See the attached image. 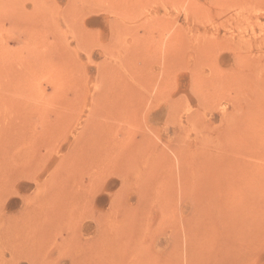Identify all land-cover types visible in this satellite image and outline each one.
Segmentation results:
<instances>
[{
	"label": "rangeland",
	"instance_id": "374dc122",
	"mask_svg": "<svg viewBox=\"0 0 264 264\" xmlns=\"http://www.w3.org/2000/svg\"><path fill=\"white\" fill-rule=\"evenodd\" d=\"M0 210V264H264V0H0Z\"/></svg>",
	"mask_w": 264,
	"mask_h": 264
},
{
	"label": "bare ground",
	"instance_id": "6f19581e",
	"mask_svg": "<svg viewBox=\"0 0 264 264\" xmlns=\"http://www.w3.org/2000/svg\"><path fill=\"white\" fill-rule=\"evenodd\" d=\"M123 6H124V5H123ZM223 7H224V6H223ZM228 7H229V6H228ZM111 13H112V11H111ZM111 15H112V14H111ZM217 15H218V14H217ZM220 15H221V14H220ZM221 16H222V15H221ZM123 21H124V20H123ZM197 22H198V21H197ZM198 33H199V32H198ZM172 60H173V59H172ZM120 64H121V63H120ZM117 69H118V68H117ZM127 76H128V75H127ZM150 79H151V78H150ZM128 83H130V82H128ZM233 89H234V88H233ZM138 90H139V88H138ZM236 90H237V89H236ZM218 91H219V90H218ZM235 92H236V91H235ZM236 94H237V93H236ZM241 94H242V93H241ZM235 97H236V95H235ZM240 100H241V99H240ZM134 101H135V100H134ZM134 103H135V102H134ZM237 111H238V110H237ZM188 112H189V111H188ZM201 115H202V114H201ZM226 115H227V114H226ZM220 121H221V120H220ZM226 121H227V120H226ZM221 123H222V122H221ZM202 129H203V128H202ZM227 129H228V128H227ZM229 131H230V128H229ZM204 132H205V131H204ZM227 133H228V132H227ZM209 135H210V134H209ZM202 136H203V134H202ZM209 137H210V136H209ZM207 140H208V138H207ZM228 140H229V138H228ZM230 140H232V139H230ZM208 141H209V140H208ZM225 143H226V142H225ZM220 144H221V143H220ZM227 145H228V143H227ZM223 146H224V145H223ZM224 148H225V147H224ZM184 157H185V156H184ZM182 161H183V160H182ZM29 174H30V173H29ZM27 176H28V175H27ZM29 176H30V175H29ZM31 177H33V175H32ZM28 178H29V177H28ZM34 178H36V177H34ZM34 178H32V179H34ZM14 182H15V181H14ZM37 182H38V181H37ZM49 182H50V181H49ZM50 184H51V183H50ZM50 184H49V185H50ZM11 185H12V184H11ZM45 187H46V186H45ZM36 188H37V187H36ZM6 189H7V188H6ZM6 189H5V190H6ZM42 189H43V188H42ZM36 190H37V189H36ZM8 191H9V190H8ZM8 191H7V192H8ZM15 191H16V190H15ZM82 192H83V191H82ZM11 193H12V192H11ZM45 193H46V192H45ZM45 193H44V194H45ZM80 193H81V192H80ZM83 193H84V192H83ZM46 195H47V194H46ZM85 195H86V194H85ZM78 196H79V194H78ZM27 197H28V196H27ZM29 197H30V196H29ZM40 197H41V195H40ZM52 197H53V196H52ZM32 198H33V197H32ZM38 198H39V197H38ZM44 198H46V196H45ZM76 198H77V197H76ZM25 199H26V198H25ZM40 200H41V199H40ZM2 201L4 202V200H2ZM27 201H29V200H27ZM46 201H47V198H46ZM46 201H45V202H46ZM79 201H80V200H79ZM82 201H83V199H82ZM37 202H38V200H37ZM40 202H41V201H40ZM50 202H51V197H50ZM50 202H48V204H49ZM1 203H2V202H1ZM42 203H43V201H42ZM79 203H80V202H79ZM46 205H47V203H46ZM55 205H56V204H55ZM41 206H42V205H41ZM41 206H40V207H41ZM43 206H44V205H43ZM50 206H51V205H50ZM50 206L48 205L47 207L49 208ZM52 206H54V205H53V199H52ZM28 207H29V206H28ZM37 208H39V207H37ZM51 208H52V207H51ZM44 209H45V208H44ZM80 209H81V208H79V211H80ZM41 210H42V209H41ZM49 210H50V209H49ZM53 210H54V207H53ZM55 210H56V209H55ZM55 210H54V211H55ZM0 211H1V210H0ZM2 211H3V210H2ZM33 211H34V212H37L36 210H33ZM33 211H32V212H33ZM45 211H46V210H45ZM79 211H78V212H79ZM86 211H87V210H86ZM50 212H51V211L46 212V213L48 214V213H50ZM83 212H84V210H83ZM37 213H38V212H37ZM80 213H81V212H80ZM28 214H29V211H28ZM39 214H40V213H39ZM51 214H52V213H51ZM77 214H78V213H77ZM81 214H82V213H81ZM26 215H27V214H26ZM26 215H25V217H26ZM33 215H34V214H33ZM36 216H37V218H38V215H36ZM49 216H50V215H49ZM31 217H32V215H31ZM31 217H30V219H32ZM33 217H34V216H33ZM39 217H40V216H39ZM42 217H43V216H42ZM21 218L23 219L24 217L21 216ZM35 218H36V217H35ZM35 218H34V219H35ZM9 219H10V218H9ZM12 219H13V218H12ZM25 219H26V218H25ZM50 219H52V218H50ZM15 220H16V219H15ZM39 220H40V218H39ZM39 220H38V221H39ZM53 220H54V218H53ZM17 221H18V219H17ZM19 221H20V218H19ZM24 221H25V220H24ZM40 221H41V220H40ZM40 221H39V222H40ZM46 221H47V220H46ZM46 221H45V222H46ZM12 222H14V221H12ZM35 222H36V221H35ZM8 223H10V222H8ZM46 223H47V222H46ZM56 223H57V222H56ZM27 224H28V223H27ZM41 224H42V223H41ZM50 224H51V223H50ZM53 224H54V223H53ZM53 224H52V225H53ZM9 225H10V224H9ZM17 225H18V224H17ZM48 225H49V223H48ZM52 225H50V228H51V229L54 227V225H53V227H52ZM55 225H56V224H55ZM12 226H13V225H12ZM31 226H34L33 223H31ZM9 227H10V226H9ZM35 227H36V226H35ZM40 228H41V227H40ZM10 229H11V227H10ZM53 229H54V228H53ZM53 229H52V231H53ZM66 229H67V228H66ZM4 230H5V229H4ZM41 230H42V229H41ZM68 232H69V231H68ZM63 233H64V232H63ZM33 234H35V233H33ZM65 234H66V233H65ZM27 235H28V234H27ZM30 235H31V234H30ZM37 235H38V234H37ZM32 236H34V235H32ZM40 236H41V235H40ZM27 238H28V237H27ZM37 238H38V237H37ZM49 238H50V237H49ZM49 240H50V239H49ZM48 243L50 244L51 241L48 242ZM10 245H11V244H10ZM50 245H51V244H50ZM50 245H49V246H50ZM43 246H44V245H43ZM45 246H46V245H45ZM77 249H78V248H77ZM43 250H44V249H43ZM76 251H77V250H76ZM104 251H106V250H104ZM104 251H103L102 253H104ZM48 252H49V251H48ZM106 252H107V251H106ZM12 254H13V253H12ZM75 254H76V252H75ZM77 254H78V252H77ZM77 254H76V255H77ZM40 255H42V253H41ZM105 255H106V254H105ZM107 255H108V254H107ZM43 256H44V253H43ZM35 257H36V256H35ZM37 257H38V256H37ZM39 257H40V256H39ZM45 257H46V256H44V260H45ZM46 258H47V257H46ZM86 258H87V257H86ZM0 259H1L2 261H5V260H6V259H4V257H2V258H0ZM3 259H4V260H3ZM16 260H17V259H16ZM39 260H40V259H39ZM86 260H87V259H86ZM49 261H50L52 264H54V263L52 262V260H49ZM54 261H55V260H54ZM55 262H56V261H55ZM83 262H84V260H83ZM3 263H4V262H3ZM11 263H13V262H11ZM14 263H15V262H14ZM47 263H49V262H47ZM47 263H46V264H47ZM4 264H5V263H4ZM8 264H9V263H8Z\"/></svg>",
	"mask_w": 264,
	"mask_h": 264
}]
</instances>
